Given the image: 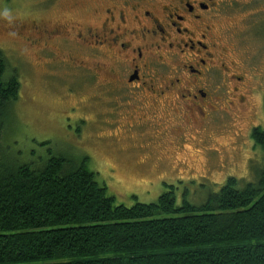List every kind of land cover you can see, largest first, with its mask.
<instances>
[{
  "label": "rangeland",
  "instance_id": "1",
  "mask_svg": "<svg viewBox=\"0 0 264 264\" xmlns=\"http://www.w3.org/2000/svg\"><path fill=\"white\" fill-rule=\"evenodd\" d=\"M75 1H51L46 3L48 11L35 14L37 0H0V13L8 9L12 16L9 21L0 15V51L21 83L9 131L23 157H32L33 151L48 153L50 148L73 158L88 156L108 194L128 206L154 202L171 188L177 204L184 199L200 204L229 176L254 180L264 167V149L251 135L255 126L264 129V0H238L246 7L223 19L222 34L234 48L226 52L238 64L237 75L248 73L250 94L244 105L236 103L228 113L220 112L203 134L161 131L153 120H132L123 110L112 116L104 112L110 100L102 99L101 104L93 99L98 82L84 85L82 71L42 65L36 45L27 39L33 19L47 25L78 19L72 9Z\"/></svg>",
  "mask_w": 264,
  "mask_h": 264
},
{
  "label": "trees",
  "instance_id": "2",
  "mask_svg": "<svg viewBox=\"0 0 264 264\" xmlns=\"http://www.w3.org/2000/svg\"><path fill=\"white\" fill-rule=\"evenodd\" d=\"M12 71L0 51V264H264V167L247 182L229 176L200 204H177L172 188L117 203L88 156L16 149ZM251 135L264 149V129Z\"/></svg>",
  "mask_w": 264,
  "mask_h": 264
},
{
  "label": "flooded vegetation",
  "instance_id": "3",
  "mask_svg": "<svg viewBox=\"0 0 264 264\" xmlns=\"http://www.w3.org/2000/svg\"><path fill=\"white\" fill-rule=\"evenodd\" d=\"M51 1L37 0L35 14ZM237 2L76 0L78 19H33L27 39L42 65L82 71L84 85L98 82L93 99L110 100L104 112L151 119L161 131L203 134L250 94L248 73H235L238 64L226 52L234 48L221 31L224 18L246 7Z\"/></svg>",
  "mask_w": 264,
  "mask_h": 264
},
{
  "label": "clouds",
  "instance_id": "4",
  "mask_svg": "<svg viewBox=\"0 0 264 264\" xmlns=\"http://www.w3.org/2000/svg\"><path fill=\"white\" fill-rule=\"evenodd\" d=\"M0 15H2L4 18H6L9 21L12 20V16H11L10 11L8 9L3 10V12L0 13Z\"/></svg>",
  "mask_w": 264,
  "mask_h": 264
}]
</instances>
